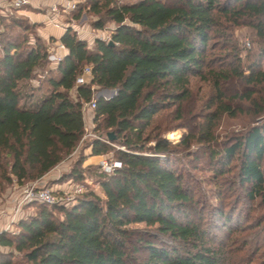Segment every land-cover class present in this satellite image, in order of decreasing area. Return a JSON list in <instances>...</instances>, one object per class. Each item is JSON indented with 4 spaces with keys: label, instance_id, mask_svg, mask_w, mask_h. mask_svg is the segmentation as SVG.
<instances>
[{
    "label": "trees",
    "instance_id": "1",
    "mask_svg": "<svg viewBox=\"0 0 264 264\" xmlns=\"http://www.w3.org/2000/svg\"><path fill=\"white\" fill-rule=\"evenodd\" d=\"M84 1L97 17L94 29L114 24L112 45L96 39L89 47L67 29L59 39L67 54L46 79L43 94L36 93L40 86L30 84L49 62L43 46L27 45L25 29L16 23L0 34V191L42 180L59 166L86 134L82 107L93 100L91 134L99 136L87 146L91 156H107L116 141L128 151H116L120 169L110 175L100 171L103 197L89 191L70 206L40 204L35 215L17 222V234L1 232L0 247L8 252H0V264H251L252 259L232 258L223 243L195 222L196 182L176 158L178 151L153 136L160 127L152 123L170 102L187 98L189 79L203 73L220 22L250 27L264 48V0ZM85 66L91 78L76 87ZM240 80L248 86L264 84V70L253 65ZM98 89L116 94L94 99ZM251 97L244 99L253 102ZM262 105L264 99L253 105L255 113H263ZM216 109L234 114L227 105ZM109 133L115 139L106 143L102 137ZM152 140L147 155L145 146ZM215 160L226 170L222 175L238 163L233 183L249 200L264 205V121ZM75 180H81V172L73 168L61 183ZM219 217L230 226L231 216ZM139 224L148 230L132 228Z\"/></svg>",
    "mask_w": 264,
    "mask_h": 264
},
{
    "label": "rangeland",
    "instance_id": "2",
    "mask_svg": "<svg viewBox=\"0 0 264 264\" xmlns=\"http://www.w3.org/2000/svg\"><path fill=\"white\" fill-rule=\"evenodd\" d=\"M73 1L76 3L74 10L68 9L67 4L63 2L56 6L54 13L47 6L39 8L28 6L20 9L0 7V34L14 23L22 25L25 29L23 34L27 38V45L34 46L40 43L47 54L56 53L57 49H60L55 36L61 30L71 29L78 38L85 39L89 47L93 46L96 39L108 42L115 29L114 24L108 22L102 30L94 29L93 24L97 17L85 8V1ZM119 1L130 4L137 0ZM246 43H249V47ZM262 49L264 50L262 44L250 27H234L225 21L220 22L208 45L203 73L189 79L187 98L177 104L170 102L166 109L158 113L152 123V127L155 125L160 127L153 136L166 140L170 144V149L178 151L176 158L181 160L182 168L191 180L196 182V196L200 197L195 199L197 200L195 222H200L202 230H209L216 240L223 243L227 251L232 252V258L241 257L245 261L252 259L251 264H264V205L260 203V199L249 200L246 191L233 183L235 182L233 174L236 172L238 163H232L229 171L222 175V172L226 170H221L215 156L219 155L224 148L234 144L250 127L264 121V111L257 114L253 107L255 103L264 99V84L248 86L240 80L241 75H248L253 65H258L260 70H264ZM54 69L55 64L48 62L35 73L34 80L30 84L34 88L40 86L41 89L36 91L37 94L45 92L46 79ZM235 72H239L240 75H235ZM214 74H220V76L225 74L228 78L218 79ZM216 81L219 86H216ZM246 94L252 95L253 102L244 99ZM111 95L112 93L108 90L98 89L93 98L101 96L109 99ZM237 96L240 97L237 98ZM218 105L230 106L234 114L216 113ZM262 106L264 108V105ZM87 112L88 110L84 114L86 115ZM90 113L93 114L92 111ZM92 128H87L86 132L90 134ZM92 135L80 141L76 149L44 180L29 182L23 187H18L15 183L6 186L7 189L4 187L0 191V207L11 200L14 210L23 190L31 186L48 188L56 194L62 193L63 190L57 186L63 185L61 183L63 176L69 174L73 168L81 172V180L66 182L65 191L69 192L74 186H80L83 194L93 191L103 197L99 185L103 178L97 165L99 158L89 159L91 154L87 146L90 140L99 136ZM102 138L107 140L106 137ZM154 143L152 140L145 146L147 155H151L150 148L154 147ZM110 144L114 151L107 156L114 160H119L116 151H128L119 141ZM162 155L164 154L160 151L159 156ZM190 158L192 163L189 167L187 161ZM81 159L83 163L76 167ZM10 194L13 195V199L10 198ZM71 196L68 194L66 197ZM80 196L76 197V200ZM73 203L74 200L68 206ZM40 204L33 202L24 205L15 222L11 224L10 233L17 234V222L35 215ZM0 211L3 210L0 209ZM55 214L61 216L57 212ZM225 215L231 216L232 221L228 222L230 226H225L219 217ZM132 228L148 230L143 224L134 225ZM252 237L258 238L254 244L251 241ZM161 240L168 245H174L170 239L161 238ZM7 252V249L2 251V253ZM16 257L19 258V256Z\"/></svg>",
    "mask_w": 264,
    "mask_h": 264
},
{
    "label": "built area",
    "instance_id": "3",
    "mask_svg": "<svg viewBox=\"0 0 264 264\" xmlns=\"http://www.w3.org/2000/svg\"><path fill=\"white\" fill-rule=\"evenodd\" d=\"M32 0H0L1 8H11V9H20L22 7L28 6ZM67 4V8L74 10L76 7V3L73 0H62ZM71 1V2H70ZM57 5H53L50 7V10L54 13ZM249 47V43H246ZM60 49H65L61 44H59ZM62 58L57 56L55 53L48 54V61L50 63L57 64ZM91 78V69L88 66H85L80 75L76 78L75 85L76 87L85 85L89 82ZM95 108L94 100L88 104H83L82 113L86 110H91ZM93 136L91 133H87L83 136L82 140ZM106 143H110L109 140H104ZM98 167L100 171L106 175H110L116 170L120 169L122 164L119 160H114L109 158L108 156H100L98 161ZM68 194H71V197H66ZM83 194V190L80 186H74L72 190L69 192L63 191V194H56L51 189L48 188H37L34 186L28 187L23 190L21 198L16 202L15 208L12 212V219L9 224L5 226L2 232H11V224L15 222L17 215L20 214L22 207L26 204L39 202L41 204H45L48 206H52L55 204H66L68 205L71 201H75L76 197ZM65 196V197H62Z\"/></svg>",
    "mask_w": 264,
    "mask_h": 264
},
{
    "label": "crops",
    "instance_id": "4",
    "mask_svg": "<svg viewBox=\"0 0 264 264\" xmlns=\"http://www.w3.org/2000/svg\"><path fill=\"white\" fill-rule=\"evenodd\" d=\"M61 3H63L62 0H32L31 3L28 5L29 7H33V8H39L41 6H47V7H51V5H61ZM51 4V5H49ZM25 6V7H28ZM64 30H61V32H58L57 35L55 36V38L58 40L59 43V39L61 38V36L64 34ZM85 40V39H82ZM60 44V43H59ZM57 56L63 58L66 54L67 51L66 49H57L56 53ZM91 111H88L86 113V115L83 113V120H84V125H85V129L87 128H91L93 127V114L90 113ZM87 134V132H86ZM100 156H91L89 159H97ZM47 177L44 176L42 180H44ZM57 187H60V189H62L63 191L66 190L67 184H63V185H58ZM11 199H13V195L10 194L9 195ZM12 205H11V200L7 201V204H5L4 206L0 207V209H2L3 211H0V233L3 231V229L5 228V226L7 224H9L10 220L13 218L12 217ZM18 217V216H17ZM4 248L0 247V252L2 253Z\"/></svg>",
    "mask_w": 264,
    "mask_h": 264
},
{
    "label": "water",
    "instance_id": "5",
    "mask_svg": "<svg viewBox=\"0 0 264 264\" xmlns=\"http://www.w3.org/2000/svg\"><path fill=\"white\" fill-rule=\"evenodd\" d=\"M108 44H109V45H112L111 42H108ZM110 92L112 93L111 97H113V96L116 94V91H115V90H111ZM111 97H110V98H111ZM107 139H108L109 141H113L115 138H114V135H113L112 133H109V134H107Z\"/></svg>",
    "mask_w": 264,
    "mask_h": 264
}]
</instances>
